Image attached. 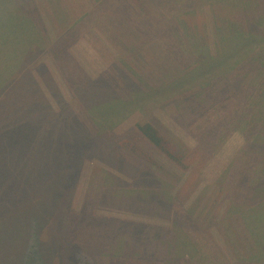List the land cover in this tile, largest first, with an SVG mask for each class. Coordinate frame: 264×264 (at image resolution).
<instances>
[{
  "label": "rangeland",
  "instance_id": "rangeland-1",
  "mask_svg": "<svg viewBox=\"0 0 264 264\" xmlns=\"http://www.w3.org/2000/svg\"><path fill=\"white\" fill-rule=\"evenodd\" d=\"M121 4L125 19L115 16ZM132 22L162 25L171 40L168 52L157 50ZM220 29L254 41L251 52L240 51L239 77L226 80L238 70L230 65L216 73L212 88L227 85L220 94L202 89L210 80L202 74L186 81L171 99L152 94L136 100L111 130L121 145L127 143L121 148L127 161L110 163L94 152L85 154L80 137L70 133L66 108L82 120L85 135L94 136L98 127L90 117L91 104L127 102L147 92V86L156 89L178 80L199 65L193 40L213 54ZM117 41L121 54L114 47ZM14 44L19 46L15 61L6 53ZM63 60L70 64L65 67ZM71 69L81 85L105 73L108 96L84 95L74 76V82L68 76ZM263 90L264 0H0V264H264L263 218L253 226L246 219L264 212V187L254 192L257 169L240 155L246 106ZM183 93L192 101L183 103ZM236 109L231 127L213 129ZM145 121L168 136L176 156H185L187 169L134 131ZM207 129L209 138L202 142ZM56 140L63 146H55ZM74 147L85 158L69 193L72 229L67 237L49 231L44 218L34 221L25 206L38 205L43 193L53 201L63 196L66 187L41 183L53 170L67 173L65 166L75 161ZM45 163L55 167L46 170ZM60 218L51 226L60 227ZM164 230L189 235L198 250L186 247L188 255L176 254L168 245L173 236ZM154 235L164 241L161 257L140 249Z\"/></svg>",
  "mask_w": 264,
  "mask_h": 264
},
{
  "label": "trees",
  "instance_id": "trees-1",
  "mask_svg": "<svg viewBox=\"0 0 264 264\" xmlns=\"http://www.w3.org/2000/svg\"><path fill=\"white\" fill-rule=\"evenodd\" d=\"M14 1L15 0H8V2L11 3ZM167 5H169L168 2ZM126 10H127L126 5L121 4L115 11V16L121 19H125L124 12ZM118 15L121 17H119ZM13 22H15V20H13ZM131 25L138 33L142 32L146 34L148 37H150L153 41H155L156 43L155 48L157 50H163V51L165 50L168 52V47L171 40L169 37H166V31L162 25L150 26V27L144 25L143 23H133ZM181 25H184L183 27L185 32L187 31L190 32L187 22L184 19L181 20ZM3 28L5 29L4 26ZM219 32L221 35V39L220 42L217 44L216 50L213 54H211L207 48L204 50V48H202L201 46H197L199 43L198 39L193 40L194 46L198 49L194 54V56H196V59H198L197 61L199 62V65L193 68L191 71H189L188 74H184L178 80L170 82L168 84H164L161 88H156V89L147 86L146 88L148 89L147 92L139 91V93L135 95L134 100H130L127 102H125L122 99H117L113 102H108L102 106H97V104L95 105V103L91 104L90 105L91 108L89 110L90 117L93 121V124H96V126L98 127L97 128L98 130L94 136L85 135L84 132L85 126L82 125V120L79 118L78 115L74 114V112L66 108L67 112L69 113L70 133L80 137L78 141L81 144H84V149L86 150L85 154L89 155L90 153L94 152V154H98L100 158H103L104 160L109 162L112 161L110 163L114 162L112 159L119 160L121 162L127 161L126 160L127 158L124 157L126 153L121 150V148L123 149L124 146L125 147L127 146V143L121 145L119 143V139H117V135L112 133L111 130H113L115 127L118 126L117 124L118 121L116 120L120 118L122 113L124 114L126 111H128V109L136 100L141 101L147 98H151L152 94L153 96L154 95L160 96V94H162L166 97V99H169L172 96V94L178 90V88L185 87V85L187 84L186 81L202 74H207L208 76H210V78H208L210 79L209 82L206 85L201 86L202 89H204L205 92L212 91L215 94H220L224 90V88L227 87V85L214 84V87L212 88L213 82L216 81L215 78L219 77V75H217L216 73L224 70L227 67H230V65H232V68L230 69H235L236 67L235 70H237L241 65L240 56L243 57L240 51L243 49L246 50L248 48L250 50L249 52H251V50L254 49L255 44L251 37H248L242 32L239 31L232 32V30H227V29H220ZM36 38H38V33L36 32L35 29V35L32 40L33 43L34 41H36ZM114 47L118 49L117 51L120 54L122 53L118 41L114 43ZM18 49L19 46L17 44H14L13 46L9 45L8 48L6 49V53L8 55L14 56L12 58L13 61H15L16 59L15 54L17 53ZM169 50H170V54H174V48L170 47ZM63 61H64L63 63L64 65L70 64L69 62L70 60L69 61L63 60ZM44 69L46 68L43 67V70ZM239 70L240 69L234 72L226 80L230 81L232 77H239L240 75ZM68 72L69 73L67 74L69 77L71 76V74L74 76V71L72 69L71 72L70 71ZM210 73H213L214 76H212ZM46 74L50 79V74L47 69H46ZM136 77L142 81V78H140L138 75ZM71 80L73 82L74 80L76 81V83L78 84L77 86L78 89L81 90L84 93V95L85 92L87 93L90 92L94 99L108 96L109 89L106 86L105 73L98 75L95 78L88 79V81L84 82L82 85L81 82L79 83V80L75 76H74V80L73 78H71ZM48 86L52 88L53 84L52 85L48 84ZM53 89L56 90L55 84ZM181 90L188 91L186 90V88H183ZM184 93L182 94L183 98H181V101L183 103L192 101L190 100L191 98H185L186 96ZM84 98L86 97L84 96ZM239 110L240 109H236L235 111L231 112L232 114L231 113L227 114L219 122L216 123V126H214L213 129L216 131L217 127L219 128H221L222 126L231 127L232 125L231 123H234L233 119H235L238 116ZM246 116L248 117L245 120L247 129L246 132L242 134L244 137V144H243V148L240 151V155L242 154L243 156H246L250 160L248 165L254 166L255 164V167L257 169L255 172L256 178L254 179V184H253L254 186H252L251 188L254 189V192L256 193L257 190H260L261 188L264 187V90L261 91L258 96H255V98H252V103L250 106H246ZM61 121L63 122V120ZM134 131H137L141 137L146 139V141H148V143L151 144L153 147L161 151L167 158H169L179 166L187 169V166H185L184 164L185 156L184 157L176 156L177 153L172 149L170 141L168 140V136L154 123L149 121L137 123L134 127ZM206 134L207 137H201L202 142H204L206 138L207 139L209 138L208 136L210 132L208 129L206 131ZM54 145L63 146V143L61 141L56 140L54 142ZM101 146L104 147L103 153H99L97 150ZM73 156L75 161L79 159L77 168H75L76 165L75 161L69 162L71 164L65 166L67 168V173L61 172L62 169L53 170L55 172H53V174H50L47 178H45V180H43V183H41L42 185H46V186L56 185L57 189L66 187L67 191L63 193L61 192L63 196L55 195L56 201H53L51 197H47L46 194L41 193L42 197L40 198V202L38 205H33L29 207L25 206L26 209L25 213H28V216L31 217L34 221L39 222L40 219L44 218L45 221L48 223L47 227L49 231L53 229L54 233H61V235L67 237H68L67 233H69L70 230L72 229L71 227L72 219L68 209V202L70 197L69 193L71 192V189L74 186V183L77 179V173L78 171H80L81 161L85 158V155L82 154V151L78 147H74ZM149 161L153 162L151 159H149ZM126 163L127 162H125V166H128L126 165ZM234 164H235V159L232 160L225 168V170L223 171V176L224 175L226 176L230 172ZM44 166L47 170L48 168H54L55 163L52 164L45 163ZM56 168H58V165H56ZM41 172L46 173V171L44 170ZM60 197H63V199L58 201ZM258 213L260 214L258 215ZM55 217H62L60 218L61 219V222L59 224L60 227L51 226V223ZM261 218L263 219L260 221L259 219ZM246 219L247 222L250 223V225L255 224L258 221L263 222L264 212L262 210L255 211L252 214H250L248 217L246 216ZM262 224L264 225V223ZM166 231L167 230H164L162 232H166ZM167 233L173 236V241L168 245L170 248L175 250L176 254L179 252H184L186 247L192 250H198L195 242L190 238V236L189 235L186 236L185 234H183L182 231L179 230L178 232L172 230V232L167 231ZM70 241L72 242L71 246L74 247L75 245L77 247H81L78 243H76L75 240H70ZM151 241L152 242L149 243V245H141L140 249L145 248L146 249L144 250L145 253L152 257H157V256L161 257V255L163 254L162 249L164 247V241L163 242L159 241L160 242L159 243L155 235L151 239ZM146 254L140 253L138 255H146ZM185 255L188 254L185 253Z\"/></svg>",
  "mask_w": 264,
  "mask_h": 264
}]
</instances>
